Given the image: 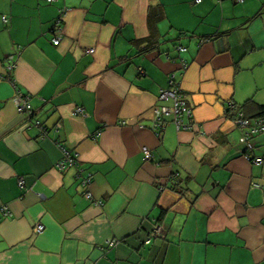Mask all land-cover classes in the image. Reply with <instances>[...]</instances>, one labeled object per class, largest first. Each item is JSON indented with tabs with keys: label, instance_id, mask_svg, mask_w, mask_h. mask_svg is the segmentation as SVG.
Returning a JSON list of instances; mask_svg holds the SVG:
<instances>
[{
	"label": "crops",
	"instance_id": "0c3cea01",
	"mask_svg": "<svg viewBox=\"0 0 264 264\" xmlns=\"http://www.w3.org/2000/svg\"><path fill=\"white\" fill-rule=\"evenodd\" d=\"M17 51L0 82V264H264V133L248 149L229 108L264 105V0H0V74ZM172 74L189 130L152 129ZM57 144L100 204L56 169Z\"/></svg>",
	"mask_w": 264,
	"mask_h": 264
},
{
	"label": "built area",
	"instance_id": "2783aa9c",
	"mask_svg": "<svg viewBox=\"0 0 264 264\" xmlns=\"http://www.w3.org/2000/svg\"><path fill=\"white\" fill-rule=\"evenodd\" d=\"M48 3H52L55 0H46ZM198 2L200 0H197ZM235 2L240 3L243 2V0H235ZM61 20L62 17H59V19L55 22V27L53 29L54 36L52 38V43L57 46L59 45V42L62 37V31H61ZM2 21L4 23L7 22V19L5 16L2 17ZM176 50L178 52H183L185 49L182 47H177ZM92 48H88L86 50L87 53H93ZM19 54L18 51L15 52L12 55H9L5 60V74H0V82L2 81H12L9 77L10 73L15 69L17 60H18ZM181 66L182 71L185 70L186 64L183 60H181ZM158 101L159 102H170V106L161 105L154 109V116H153V122H152V129H158L163 130L165 127L164 124V118L170 117L171 123L174 125L175 129L177 131L182 130H189L192 125V110L188 106L186 100L183 98L181 90L179 86L177 85L175 81V75L172 74L169 77L168 80V87L165 89L160 90L158 95ZM12 103L17 110L18 113L24 114L27 120H30L33 115V111L29 102V97L23 95L19 91L15 90V94L12 97ZM229 108L231 110H234V117L233 122L235 126L242 131V135L240 138V143H243L246 145L248 149L252 147L251 139L259 134L264 133V116L259 118L250 119L247 118L244 113L237 108H235V105L230 103ZM74 114L82 116L84 114V111L82 108H78L75 110ZM124 124V123H123ZM33 125L40 129V137L42 139L46 138L47 136V130L40 124L39 121H34ZM55 131H58L60 126L57 124L54 127ZM99 132L95 134V136H98ZM94 136V137H95ZM57 147L60 149L62 157L61 159L56 163V169L58 171H65L68 169H74L76 174L75 176L77 179L80 180V185L85 188L84 197L89 202H94L91 193L88 191V188L91 183L92 174L90 172H86L83 170L76 158V154H71L68 150H66L62 145L57 144ZM143 154L145 160H150L151 154L148 151L147 148H143ZM245 157L248 160H251L254 164L260 165L262 163L261 158H254L250 159L248 155L245 154ZM18 186L19 188L24 187V181L23 179L18 180ZM95 204H100V202H94ZM0 212L3 213L4 216L10 217L11 214L7 210L5 206H0ZM35 231L37 233H40L43 231V226L36 225ZM118 244V241L115 239L107 241V247L113 248Z\"/></svg>",
	"mask_w": 264,
	"mask_h": 264
},
{
	"label": "trees",
	"instance_id": "16d2710c",
	"mask_svg": "<svg viewBox=\"0 0 264 264\" xmlns=\"http://www.w3.org/2000/svg\"><path fill=\"white\" fill-rule=\"evenodd\" d=\"M245 106V105H244ZM238 110H240V111H242L243 113H244V115H245V112L243 111V109L241 108V109H238ZM246 116V115H245ZM262 116H264V105H262V106H259V112H258V114L256 115V116H254L253 118H250V119H254V118H259V117H262ZM247 117V116H246ZM247 118H249V117H247ZM175 185V184H174Z\"/></svg>",
	"mask_w": 264,
	"mask_h": 264
}]
</instances>
